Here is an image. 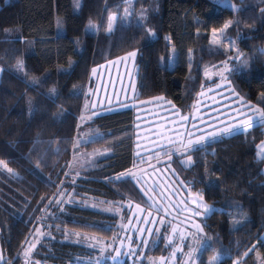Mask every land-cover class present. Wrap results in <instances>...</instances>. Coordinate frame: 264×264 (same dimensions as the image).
Masks as SVG:
<instances>
[{
    "label": "trees",
    "instance_id": "1",
    "mask_svg": "<svg viewBox=\"0 0 264 264\" xmlns=\"http://www.w3.org/2000/svg\"><path fill=\"white\" fill-rule=\"evenodd\" d=\"M128 5L143 11L142 24L133 14L120 16ZM110 15L116 19L107 33ZM57 20L61 35H56ZM226 22H231L228 35L235 39L234 55L210 46L211 31ZM90 23L96 26L94 34L86 31ZM74 39L81 44L80 53L75 52ZM170 47L175 53L172 68ZM131 51L137 52L136 99L162 96L188 115L201 90L226 77L237 97L264 109V0H80L77 12L72 11V0H0L2 264H19L25 240L64 179V187L80 196L123 202L133 194L145 204L131 179L112 180L134 163L131 108L94 116L97 141L109 140L110 153L74 182L67 174L90 69ZM71 58L70 70L59 71ZM18 60L23 77L13 73ZM222 64L230 70L219 77ZM262 141L264 124H258L192 150L190 168L175 158L184 186L198 190L213 208L201 221L206 247L198 264L214 252L222 256L218 264H257V254L264 259V157L256 150ZM65 213L54 215L51 222L90 227L110 239L117 231L113 215L77 205L65 206ZM51 237L36 257L41 262L66 264L91 254L61 242L57 234ZM159 245L148 253L162 254L165 248Z\"/></svg>",
    "mask_w": 264,
    "mask_h": 264
},
{
    "label": "rangeland",
    "instance_id": "2",
    "mask_svg": "<svg viewBox=\"0 0 264 264\" xmlns=\"http://www.w3.org/2000/svg\"><path fill=\"white\" fill-rule=\"evenodd\" d=\"M79 6L80 0H72L73 12H77ZM127 10L130 15L124 11L120 15L122 18L124 14L127 16L126 18L133 14V17L136 18L135 21L140 24L143 23V11L139 12V9L132 11L130 5H128ZM58 21L55 25L56 35H61L63 34V27ZM114 21L115 19L112 21V26ZM230 24L231 22H226L221 28L211 31L210 46L212 49L221 50L225 53L230 51V55H234L237 49L235 39L228 35ZM225 25L228 27L225 28ZM144 30L148 37L153 38L154 35L149 28L145 27ZM86 31L89 34H94L96 26L90 23ZM106 32L110 31L107 29ZM166 39L168 40V38ZM74 46L75 52L80 53L81 44L76 39H74ZM132 52L136 51L129 53ZM129 53L101 62L90 69L88 81L84 86L85 99L80 123L72 142V156L67 174L70 182H74L77 177L83 176L97 160L108 156L110 153L109 140L97 141L100 139V134L93 125L94 116L120 108H131L136 116L135 121H137L141 116L143 107L147 105L146 102H150L149 105L154 104V106L161 108V112L165 114L160 117L161 121L155 124V126L157 125L155 133H153L154 130H151L154 129L153 127L142 132L134 124L133 136L136 144L134 163L130 169L117 175H125L133 181L144 196L145 204L138 203L136 201L138 198L133 194L127 195L123 202H108L102 199L80 196L64 187V179L47 202L37 226L32 228L25 240L19 253V264H48L41 262L36 257L39 256V252H44L42 246H46V241L53 238L51 237L52 233L57 234L61 242L79 246L84 251L91 253L87 257H74L72 262L66 264H198L200 261L201 252L206 247V241L202 234L203 230L199 231L197 225L202 228L201 221L211 213L205 214L203 205H207L211 211L213 208L203 201L198 190L190 191L187 186H184L182 173L177 170L175 165V158L179 157L180 163L185 168H190L192 158L191 163H189L187 157L191 156L192 148L202 146L213 139H206L199 146H196L193 144L199 138L188 139V136L190 137L192 134L189 131L186 132V135L184 134L180 141L176 135L166 133L176 131L166 120V116H168L166 112L171 108L170 102L162 96L136 99L137 52L135 57H130ZM169 53L171 55L168 61L170 68H172L175 63V53L172 47H170ZM21 62L22 60L16 62L13 73L23 77V66L18 67V63ZM72 65L73 59L71 58L68 66L62 67L59 71H69ZM93 69L96 71L93 72ZM219 69L217 71L219 77L230 70L226 64H222ZM219 71H221V75H219ZM97 74H101L100 80H97ZM210 74V72L206 73V80L211 78ZM214 74L215 72H213ZM226 80L227 78L223 77L220 83L228 82ZM37 82L38 80H32L31 84ZM247 104L255 107L250 103ZM31 110L32 101L28 99L27 113L30 114ZM192 112L188 115L182 114V116L191 118ZM245 127L244 131L251 128ZM146 133L151 138L159 137V142L169 141L172 143L174 141L177 144L142 157L141 155L144 154L142 152L152 147L149 146L150 144L141 145L139 143L144 140L143 137H146ZM184 138L186 139L184 140ZM216 138L218 137L216 136ZM216 138L214 137V139ZM96 141L97 143H95ZM189 141L193 143L190 144ZM161 145L163 144L159 146ZM159 146L156 145L152 148ZM115 177H112L113 181H115ZM68 205H77L81 208L115 216L117 231L112 234L110 239L90 227L69 228L60 224L54 225L51 222L54 215H64L65 206ZM196 211L201 212V215H195ZM238 221L236 220V222ZM159 243H163V248H165L162 254L148 253L153 248H160ZM1 257L0 263L2 264L3 258ZM114 257L115 259H113ZM221 258L222 256L217 252L211 253L210 257L205 259L204 264H218ZM255 259L257 264H264V259L258 254ZM239 261L234 264H238Z\"/></svg>",
    "mask_w": 264,
    "mask_h": 264
},
{
    "label": "crops",
    "instance_id": "3",
    "mask_svg": "<svg viewBox=\"0 0 264 264\" xmlns=\"http://www.w3.org/2000/svg\"><path fill=\"white\" fill-rule=\"evenodd\" d=\"M100 78H101V74H97V80H100ZM198 95H199L198 100L191 114L192 116H190L191 118H189V116H182V114L170 103L171 108H169V111L166 112L168 113V116H166L167 117L166 120L168 121L171 127L175 128L176 131L166 132L167 134L176 135L179 141L181 140V138L183 139V136L184 134L186 135L187 131L192 133L190 137L188 136V139L195 137L205 138L202 141H206V139L209 140L214 139V137L216 138V136L217 137L229 136L233 133L240 131L227 133L224 131V129H226L229 125L235 127V125L239 124L241 120L245 119V114L254 115L253 112L248 111L249 108H253V107H251V105L247 104L245 101L237 97V95L232 90L228 82H222V83L219 82L215 86H211L202 90ZM146 103L147 105L143 107L139 120L135 121L136 116L134 117V124L135 127L141 129L142 132L153 127L154 129L151 130L152 131L154 130L153 133H155V130L157 128V125L155 126V124L161 121L160 117L164 116L163 114L165 113H162L161 108L154 106V104L149 105L150 102H146ZM121 109H125V108H120L117 110H121ZM184 117H188L190 120L189 121L184 120L183 119ZM258 124H261L260 117L254 115L253 126ZM245 129L246 127H244V130ZM148 133L145 134L146 137H143L144 140L139 142L141 145L150 144L149 145L150 147L156 145L159 146L160 144L163 145L157 148L151 147V149L149 148L143 151L142 153L144 154L141 155L142 157L148 156L149 154L155 153L156 151L177 144V142L174 141L172 143H169V141L159 142L158 141L159 137L156 139L151 138L149 137ZM210 133L212 134L211 136L209 135ZM186 138H184V140ZM193 145H195V143ZM135 147L136 144L134 142V153H135ZM256 150H257V155L259 157H264V141L260 142L256 146ZM1 256L2 255L0 251V257Z\"/></svg>",
    "mask_w": 264,
    "mask_h": 264
},
{
    "label": "snow or ice",
    "instance_id": "4",
    "mask_svg": "<svg viewBox=\"0 0 264 264\" xmlns=\"http://www.w3.org/2000/svg\"><path fill=\"white\" fill-rule=\"evenodd\" d=\"M125 12H126V14L130 15V13H127V9L125 10ZM114 19H116V17H114V16L109 17V26H108V30L109 31L112 30V21ZM227 27H228V25H225V28H227ZM221 34H222V32H221ZM128 55L130 57H135L136 56V52L129 53ZM22 66H23L22 62L18 63V67H22ZM95 71L96 70L93 69V72H95ZM248 111L249 112H253L254 115H256V116H259L260 117V123L264 124V109L253 107V108H249ZM254 115L245 114V119L244 120H241L239 124L235 125V127L232 126V125H229L226 129H224V131L227 132V133H232L234 131H243L245 126L252 127L253 126ZM183 119L184 120H188L189 118L188 117H184ZM209 135L211 136L212 134L210 133ZM203 139H204L203 137H201L199 139H196L195 142H194L195 145L199 146ZM189 143L192 144L193 142L189 141ZM192 150L195 151L197 149H196V147H193ZM187 161L189 163H191V156L187 157ZM127 178L128 177L125 176V175H120V176H116L114 179H115V181L119 182V181H123V180H125ZM203 207H204V210H205V214L211 212V209L207 205H203ZM194 214L199 216V215H201V212L196 211ZM197 229L199 231H202V228H200V225H197ZM245 255H247V253H245ZM113 259H115V257Z\"/></svg>",
    "mask_w": 264,
    "mask_h": 264
}]
</instances>
